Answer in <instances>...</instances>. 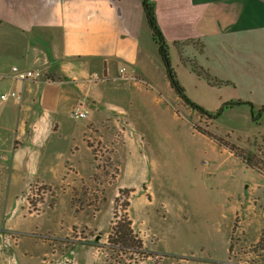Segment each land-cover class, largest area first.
Instances as JSON below:
<instances>
[{
	"label": "rangeland",
	"instance_id": "rangeland-1",
	"mask_svg": "<svg viewBox=\"0 0 264 264\" xmlns=\"http://www.w3.org/2000/svg\"><path fill=\"white\" fill-rule=\"evenodd\" d=\"M144 41L158 48L152 33ZM194 46L218 86L180 95L155 51L148 78L113 82L112 144L94 140L80 169L68 155L63 182L0 185V264H264V178L230 149L255 153L264 169V116L253 123L247 104L217 113L254 92L253 74L240 80L235 67L254 51L224 70Z\"/></svg>",
	"mask_w": 264,
	"mask_h": 264
},
{
	"label": "crops",
	"instance_id": "crops-1",
	"mask_svg": "<svg viewBox=\"0 0 264 264\" xmlns=\"http://www.w3.org/2000/svg\"><path fill=\"white\" fill-rule=\"evenodd\" d=\"M155 2L184 87L218 86L196 69L210 72L194 45L219 57L224 70L236 65L237 52L252 49L253 57L235 67L240 80L253 74L247 101L264 106V0ZM149 35L141 0H0V74L18 66L39 69L50 80L0 81V95L16 90L21 96L0 99V185L13 181L27 190L54 183V175L63 182L68 155L75 162L69 169H80L81 152L91 154L94 140L113 143V82L149 77L153 53L160 56L144 41ZM76 107L87 116L74 118ZM86 159L83 168L90 169L93 159Z\"/></svg>",
	"mask_w": 264,
	"mask_h": 264
},
{
	"label": "trees",
	"instance_id": "trees-1",
	"mask_svg": "<svg viewBox=\"0 0 264 264\" xmlns=\"http://www.w3.org/2000/svg\"><path fill=\"white\" fill-rule=\"evenodd\" d=\"M141 2H142V7H143L145 19L147 21V24L149 25L150 30H151L152 37H153L154 41L156 42V44L158 45L159 54L162 58V61L165 65V68H166L168 75L171 79L172 85L175 87L176 91L180 95L185 96V88L181 84L178 76L176 75L174 69L172 68L171 60L169 57L170 56L169 55V46L165 40L164 34H163V32L160 28V25L158 23L156 2H155V0H141ZM209 81L211 83H214L217 85H219L221 83V81H219V80H216L215 82H213L211 80H209ZM226 84H230V82H227ZM187 101L189 102V100H187ZM240 104L249 105V107L251 108V114H252L251 119H252L253 123L260 125V120L264 116V106H261L258 109V113L256 115V113L254 112L255 106L251 102H248V101L243 102V101L238 100V101L226 102V103H224V107H221L220 109H218L217 113L219 114L220 112L224 111V109L232 108L235 105H240ZM192 105L195 108H197L200 112L209 115V113L207 111L203 110L202 108L197 107L195 104H192ZM230 149L235 155L241 157L249 167L257 169L259 172L264 174V169L260 166V164H263V162L261 161V159L258 155H255V153H253L251 151L248 154L244 153L242 149H240L237 146L232 145V144H230ZM131 226H132V222L129 221L127 224V227H128V231L130 233H131V228H130ZM124 231H123V233H124L123 239H125V238L129 239V232L127 233V236H126V233Z\"/></svg>",
	"mask_w": 264,
	"mask_h": 264
},
{
	"label": "built area",
	"instance_id": "built-area-1",
	"mask_svg": "<svg viewBox=\"0 0 264 264\" xmlns=\"http://www.w3.org/2000/svg\"><path fill=\"white\" fill-rule=\"evenodd\" d=\"M124 70H122L123 73ZM11 78L14 80L18 81H44V82H49L50 80L46 78L45 74L39 70V69H34V70H21L18 66H13L11 69V73L9 74H0V81L3 79ZM21 98L20 94L16 90H9L6 92H3L0 95V99L3 102H7L9 100L13 99H19ZM71 115L74 118L82 119L87 116V111H83L80 108H74L71 111Z\"/></svg>",
	"mask_w": 264,
	"mask_h": 264
},
{
	"label": "flooded vegetation",
	"instance_id": "flooded-vegetation-1",
	"mask_svg": "<svg viewBox=\"0 0 264 264\" xmlns=\"http://www.w3.org/2000/svg\"><path fill=\"white\" fill-rule=\"evenodd\" d=\"M200 68V67H199ZM198 72L199 73H202V75L204 76V72H206L207 73V75H208V79H210L211 81H213V82H215V78L213 77V75L211 74V72H209V71H205V70H198ZM212 75V76H211ZM218 111V110H217ZM217 114V113H216ZM216 114H214V113H212V114H210L213 118L215 117L216 119L218 118V115H216Z\"/></svg>",
	"mask_w": 264,
	"mask_h": 264
},
{
	"label": "water",
	"instance_id": "water-1",
	"mask_svg": "<svg viewBox=\"0 0 264 264\" xmlns=\"http://www.w3.org/2000/svg\"><path fill=\"white\" fill-rule=\"evenodd\" d=\"M204 76H205V77H208V75H207V73H206V72H204Z\"/></svg>",
	"mask_w": 264,
	"mask_h": 264
}]
</instances>
